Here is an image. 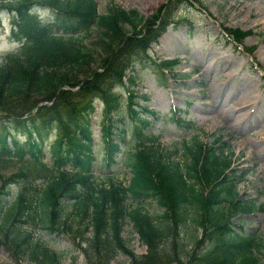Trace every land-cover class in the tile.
I'll list each match as a JSON object with an SVG mask.
<instances>
[{
    "label": "trees",
    "instance_id": "1",
    "mask_svg": "<svg viewBox=\"0 0 264 264\" xmlns=\"http://www.w3.org/2000/svg\"><path fill=\"white\" fill-rule=\"evenodd\" d=\"M35 5L52 11L55 24L34 26L28 34ZM0 9L16 12L25 35L0 64V168L15 167L9 176L0 174V247L28 264H60L63 255L32 232L37 227L38 233L66 235L94 258L88 264H111L117 256L130 264H264V241L233 222L260 204L240 194L246 174L224 156L221 138L184 142L175 161L176 150H164L144 133L148 122L134 109L133 88H126L125 105L135 121L133 153L125 163L129 184L92 175L93 98L105 102L107 114L121 106L115 89L125 88V71L172 23L169 16L145 18L116 6L100 13L95 0H0ZM250 34L230 32L237 42ZM79 85L76 92L63 89ZM119 121L102 127L108 168L125 143L127 126ZM50 133L48 166L41 160ZM11 184L20 190L8 205ZM146 201L158 211L150 213ZM126 221L145 255H136L123 237Z\"/></svg>",
    "mask_w": 264,
    "mask_h": 264
},
{
    "label": "rangeland",
    "instance_id": "2",
    "mask_svg": "<svg viewBox=\"0 0 264 264\" xmlns=\"http://www.w3.org/2000/svg\"><path fill=\"white\" fill-rule=\"evenodd\" d=\"M96 1L100 13L109 6H116L124 10L134 9L148 18L170 0ZM174 1L175 3L169 4L167 9L174 11L179 23L167 29L157 45L150 48L148 55L156 63L177 59L174 74L178 77L172 80L166 76L167 81L164 82L161 70L150 60L142 61L135 67L140 78L136 81L138 102L145 104L154 114L153 118L147 114L152 118L148 132L158 138L164 150L177 151L175 161L181 159L179 150L182 143L193 140L200 132L203 134L202 139L207 143L220 137L224 146V156L231 157L233 166L247 173L244 182L237 186L240 194L256 200L262 208V211L254 214L237 216L233 219L234 224L242 225L245 232L259 236L264 241V144L257 140L258 135L264 133V128L260 126L264 123V0H200L198 4L192 2L193 5L190 7L187 4L177 6L179 1L183 0ZM37 13L38 20L32 17L30 19L40 25L52 22L53 16L49 10L40 9ZM33 20L30 21L28 34L33 33L36 26ZM224 29L251 30L253 35L244 40L243 46L245 51L254 48L253 53L245 52L242 46L228 40ZM16 35H20V31H14L10 20L2 17L0 61L3 56L18 47L20 41ZM233 101L248 105L242 109V117L237 114L229 116ZM96 106L91 122L93 148L97 160L93 166L94 179L106 182L111 175L113 181L127 186L131 174L124 162L129 161L132 138L127 136L126 144L117 158V166L108 173L102 161L104 150L100 148L102 105L97 103ZM221 109L227 115V120L223 118L224 114L220 113ZM118 112L122 113L126 122H130L124 108ZM180 119L183 120L184 126L178 124L177 120ZM237 120H241V125L246 124L244 130H239L241 125L234 126ZM112 122L117 123L115 118ZM129 132L131 134V128ZM261 137L264 138V134ZM17 138L25 140L24 136ZM53 140L52 134L46 140L43 161L47 164L52 162L48 147ZM13 172L14 166L0 168L2 177ZM19 190L20 185H12L8 202H12ZM144 204L150 213L158 211L149 201ZM36 229L38 230L37 227ZM36 229L32 232L51 250L63 255L60 264H88L89 259L94 260L93 257H86L81 253L76 247L77 244L66 235L38 233ZM122 235L130 241L136 255L146 254L145 247L140 245L128 221L123 225ZM169 249L171 253L172 246ZM0 264L28 263L0 247ZM111 264L130 262L123 256H117Z\"/></svg>",
    "mask_w": 264,
    "mask_h": 264
},
{
    "label": "bare ground",
    "instance_id": "3",
    "mask_svg": "<svg viewBox=\"0 0 264 264\" xmlns=\"http://www.w3.org/2000/svg\"><path fill=\"white\" fill-rule=\"evenodd\" d=\"M248 105L247 104H245V105H241V104H239V102L238 101H233L232 102V106H231V112L229 113V116H234V115H238V116H243L242 114H243V112H242V109L243 108H246ZM220 113L223 115V118L224 119H228L227 118V115L223 112V110L221 109L220 110ZM248 119H246V121H247ZM239 125H241V120H237V122L234 124V126H239ZM260 126H262L263 128H264V123L263 124H261ZM246 128V124H243V125H241L240 127H239V130H244ZM264 134V133H263ZM262 133H260L259 135H258V137L257 136H255L254 138L256 139V137H257V140L261 143V144H264V138L263 137H261V135H263Z\"/></svg>",
    "mask_w": 264,
    "mask_h": 264
}]
</instances>
